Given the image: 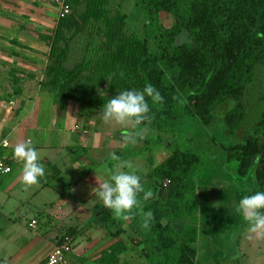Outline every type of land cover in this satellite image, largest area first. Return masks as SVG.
<instances>
[{"label": "rangeland", "instance_id": "obj_1", "mask_svg": "<svg viewBox=\"0 0 264 264\" xmlns=\"http://www.w3.org/2000/svg\"><path fill=\"white\" fill-rule=\"evenodd\" d=\"M199 1L203 20L200 26V39L196 44H192V59L194 71L200 83L208 74L210 51L214 50L218 54L222 53L223 46L227 42L230 33L241 28L245 17L254 13L255 6L252 1H249L247 5H242L241 0ZM60 2L61 0H5L2 4L0 8V60L4 62H0V101L9 103L16 98L12 95L14 84L9 79L12 66L13 68L21 67L22 59H27L28 57H34L36 63L41 67L45 65L48 48L37 39L36 33L47 34L53 31L59 16ZM106 8L111 17L116 13L123 16L125 21L124 31L127 36L143 38V25L146 15L141 10L137 0H108ZM159 19L161 24L167 29L172 28L177 23L176 17L168 11L161 12ZM12 39L18 40L22 45H26V49L29 50L17 47L9 48L7 43ZM253 52H256V49L252 47L242 50L231 69L226 88L214 108V111L219 114L220 120L224 116H232L239 108L241 101L239 91L242 83L248 77V72L242 59ZM99 57L101 59L102 54L98 51V45L88 34L77 36L70 44L69 65L71 66L85 60L94 62ZM12 59L13 65L11 66L9 63H11ZM224 64L225 62L222 61L221 65ZM88 67L83 73L79 96L76 100H73L72 105L65 101H60L58 105H51L49 98L42 96L41 109L43 108L44 111L48 112V108L51 109L54 106V109H57V113H60L59 109H62L64 105L77 107L84 103L87 106H91L89 104L91 103V95L109 100L119 93L116 91L106 92L102 88L92 86L90 79L94 69L92 65ZM36 73L41 74V70H36ZM262 83L263 77L261 76V79L257 78L252 85L248 86L246 115L240 128L234 134H227L226 127L222 121L220 126L218 125L214 129L210 128L202 132H200L202 130L200 125L192 126L186 131V134L181 131L182 137L186 135L194 137L192 144L181 140L180 135H177L175 141L169 143L159 137L154 126L148 124L149 131L145 138L138 140L135 145L118 143L116 144L117 149L111 147L114 149L113 151L94 153L95 159L93 163L95 165L106 158L103 168L109 172L108 175L114 162L110 161L107 154L115 153L122 159L133 162L145 188L151 189L154 193V196L144 203V211L150 210L153 213L154 220L159 221V225L164 228V233H159L160 235L157 236L158 244H170L178 247L185 241V230L189 225L193 224V221L188 214L182 211L184 209L178 201L180 195L188 190L187 187L189 188L192 185L194 194L198 202H200V210H197L193 217L197 219L199 215L201 224H203L201 235L198 242L194 245L198 252L197 264H258L259 262V258L255 256V253H247L248 257L242 255L243 257L238 259V262L232 261L231 256L234 259L236 258L235 255H237L235 244L234 242L231 243V241H224L226 231L235 237L239 236L237 222L241 221L242 216L235 212V206L244 196L254 194L258 187L252 170L246 178H240L236 174V162L225 161V153L221 150L220 145L228 146L241 142L242 136L249 132L251 125L264 109ZM26 89L33 97L34 82L28 81ZM260 89L261 92L259 93ZM225 106L228 108L223 109ZM47 114L48 116L51 115V113ZM144 126L141 125V127ZM199 133L201 134L198 135ZM204 134H207V136ZM121 136L118 134L115 137L121 139ZM50 138L52 139L50 142H56L57 133H54L53 138L49 135ZM195 147L200 149L198 154H189L186 151V149L193 150ZM13 149L10 150L12 159ZM4 154L5 152L3 151L1 155ZM39 154L40 157L43 154L51 156L49 151L45 153L39 152ZM54 154L56 155V153ZM67 155L71 159L74 152L71 150ZM60 156H66V154ZM40 163L42 164L43 162L40 161ZM80 163L85 167L88 166L84 161ZM46 165L44 179L50 183L49 179L56 178L61 169L53 162ZM64 165L69 166V161L65 160ZM195 167H198L197 172L193 173L192 171ZM34 187L36 185L26 189L20 183L11 197L5 198L3 194L4 197L2 199L4 200L3 205H5L4 213L14 212L19 215V220L14 218L16 223L13 229L23 235L25 240H28L27 238L29 237L33 242L34 240L32 239H34L33 236L35 235H41V237L46 238V236L56 234L60 235L58 243H61L65 240L72 241L77 236H81L93 224L100 225L104 233L107 231V226L111 231L120 228L122 231L119 238H124L129 247V250L124 255L125 264H150L148 255L144 253L141 245L142 236L139 226L142 224V220L139 216L128 221H122L115 218L110 210L108 213L106 211H96L94 214L99 218L102 217L105 220H103L104 223L102 219L96 217V219L91 218L92 220L87 224L78 220L79 224L76 225L74 218H78L79 211L70 208L72 205L68 203L62 209H57L53 200V197H56L54 192L50 191L34 196L33 193L35 191L32 189ZM55 189L53 187L54 191L57 190ZM63 196L67 197L68 195ZM0 197H2V194H0ZM19 200L25 204L20 203ZM41 201L44 202L39 206ZM28 205H30V208L25 209V206ZM24 210H26V213H24ZM218 219H229L233 220V222L223 230L224 227H220L219 223H216ZM31 220L36 221L37 224L34 229L28 227V223ZM111 222H117L118 224L111 226ZM91 237L92 235L83 238L86 244L83 247L89 248L87 242L90 241ZM228 239H231V236H228ZM12 252V249L8 251L9 254ZM30 260L31 256L27 254L25 258H22L20 264L30 262ZM68 262L69 264L72 263L70 259H67V264ZM76 264L92 263L76 262Z\"/></svg>", "mask_w": 264, "mask_h": 264}, {"label": "trees", "instance_id": "obj_2", "mask_svg": "<svg viewBox=\"0 0 264 264\" xmlns=\"http://www.w3.org/2000/svg\"><path fill=\"white\" fill-rule=\"evenodd\" d=\"M63 1L68 5L69 13L57 19L51 33H36L37 39L48 48L46 64L42 69L44 79L36 81V84L40 91L49 93L54 102L76 100L83 73L92 65V86L102 88L106 92L143 90L146 84L154 86L163 97V103L153 104L151 99L146 97L151 109L150 124L165 142L172 143L177 135H180L181 140L192 144L194 137H182L181 131L186 134L194 125H200L202 132L220 126L223 121L227 134H234L246 115L248 86L262 76L264 90V0H241L242 5L252 1L255 6L254 13L245 17L240 29L230 33L222 53L210 51L208 74L200 83L192 59V44H196L200 39L203 20L199 0H137L146 15L143 38L126 35L123 16L119 13L112 17L109 15L106 8L108 0ZM163 11L170 12L177 19V23L170 29L160 22L159 14ZM81 34H88L94 39L102 58L99 57L94 62L85 60L71 66L70 44ZM7 45L9 48H27L13 39L9 40ZM247 47L255 48L256 52L242 59L248 77L239 91V108L232 116L227 115L220 120L219 114L214 111L215 105L226 88L227 79L237 57ZM222 61L225 62L224 65H221ZM10 73L14 84V97L20 94V88L17 86L19 81L34 80V76L15 69ZM91 96L89 104L93 107L96 105L98 110H102L103 105L108 102L107 99ZM220 148L225 153L226 162H236L235 171L240 178H246L252 170L258 187L256 191H264V109L251 125L249 132L242 136L241 142L228 146L221 144ZM186 151L189 154H198L200 149L195 147ZM257 156L260 157L259 161ZM197 168L192 172L196 173ZM187 189L180 195L178 202L184 209L182 211L191 217L193 224L186 228L182 245L175 247L170 244H158L157 236L164 233V228L157 220L153 219L149 229L139 226L141 245L150 264L198 263V252L194 245L198 242L203 224L199 215L197 219L193 216L200 210V202L192 185ZM111 223V226L118 224ZM106 228L107 236L116 238L121 235L120 228L115 231H111L108 226ZM128 250L126 241L120 239L102 250L94 259V263L125 264L124 254Z\"/></svg>", "mask_w": 264, "mask_h": 264}, {"label": "crops", "instance_id": "obj_3", "mask_svg": "<svg viewBox=\"0 0 264 264\" xmlns=\"http://www.w3.org/2000/svg\"><path fill=\"white\" fill-rule=\"evenodd\" d=\"M4 2L5 0L0 1V8ZM17 42L22 45L18 40ZM25 58L27 57L25 56ZM22 61L21 67L13 68V59L9 64H11L12 69L34 76V80L25 79L19 81L17 86L20 88V94L16 98L13 97L14 100L9 103L0 101V145H3L0 148V153L5 152L4 155L8 158L11 167L10 174L3 179L0 187V194H2V197H0V264H20L22 258H25L27 254H30L31 260L24 264H35L50 252L58 243L60 237V235L56 234L46 236V238L41 237V235H35L32 242L29 237L27 238L28 240H25L23 235L13 229L16 223L14 218L19 220L20 217L14 212L4 213L5 205H3L4 200L2 199L4 197L3 194L5 198L11 197L18 185L22 183L21 169L23 164L14 158L12 159L10 150L18 142L31 139L38 152L45 153L49 151L51 156L43 154L40 161L44 163V167H47L46 164L50 162L56 163L60 167L61 172L56 178H50V183L44 179L45 176L40 178V184L32 188L35 191L33 195L37 196V194L54 192L56 197H53V200L57 209H62L68 203L72 205L70 208L79 211V216L74 218V223L77 225L79 224L78 220H80L87 224L92 220L91 218L96 219L97 216L94 212L106 211L108 213L109 211L103 207L102 201L99 200L95 193L93 194V189L97 188L99 183L107 180L110 175L103 168L106 158L95 165L93 163L95 159L94 153L113 151V148H116V144L123 143L121 139L115 136L118 134L122 135V132L125 131L120 126L105 124L102 119V111L97 110L95 106H87L84 103L77 107H72L71 103L73 101L61 100L71 105H64L62 109H59L60 113H57V109H54V106L51 109L48 108V112L44 111L43 108L41 109L42 96L49 98L51 105H58L60 101L54 102L52 96L47 92L40 91L36 84V81L44 79L42 69L45 65L41 67L36 63L34 57H28L27 59H22ZM0 62L3 63L4 61L0 60ZM36 70H41V74H37ZM9 79L11 80V73L9 74ZM28 81L34 82L33 97L26 89ZM47 113H51V115L48 116ZM54 133H57V141L50 142L52 139H49V135L53 138ZM71 150L74 155L69 159L67 154ZM64 154L66 156L59 157V155ZM65 160L69 161V166L64 165ZM81 161L87 163L88 166L81 165ZM53 187L58 192H56V189L54 191ZM63 195L68 196L65 197ZM38 199L40 200V198ZM19 202L25 204L20 200ZM43 202H39V206ZM29 208L30 205L25 206V209ZM24 213H26V210H24ZM232 222L233 220L229 219H218L216 223H219L220 227H224V230ZM237 225L239 227L238 237L230 235L227 231L224 234V241L234 242L235 251L237 250L236 258L233 259V256H231V260L238 262L241 257H248L247 253H255V256L259 258L258 264H264V239L250 238L247 232V224L243 218L237 222ZM223 230L221 229V231ZM90 235L92 237L87 242L89 248L83 247L84 245L86 246L83 238ZM228 236H231V239H228ZM120 239L124 238L107 236L103 229L100 228V225L93 224L88 227L84 234L77 236L71 241L73 246L69 255L71 264H76V262L95 264L94 259L97 255ZM10 249L13 252L9 254L8 251Z\"/></svg>", "mask_w": 264, "mask_h": 264}, {"label": "clouds", "instance_id": "obj_4", "mask_svg": "<svg viewBox=\"0 0 264 264\" xmlns=\"http://www.w3.org/2000/svg\"><path fill=\"white\" fill-rule=\"evenodd\" d=\"M146 97L153 104L163 103L159 91L151 84H146L143 90L119 92L102 107L105 124L125 129L121 140L126 145H135L149 131L147 125L151 123V109ZM13 158L23 164L21 179L26 189L37 185L40 178L44 177L45 167L40 163V154L31 139L18 142L14 146ZM109 158L114 162L109 178L99 183L93 189V194L95 193L103 207L110 210L115 218L128 221L139 216L142 220L141 227L149 229L154 217L150 210L144 211V203L154 196L153 191L145 188L131 160L122 159L115 153H109ZM256 159L259 161L260 157L257 156ZM235 212L246 222L250 238L264 239V191H256L241 198L235 206Z\"/></svg>", "mask_w": 264, "mask_h": 264}, {"label": "built area", "instance_id": "obj_5", "mask_svg": "<svg viewBox=\"0 0 264 264\" xmlns=\"http://www.w3.org/2000/svg\"><path fill=\"white\" fill-rule=\"evenodd\" d=\"M60 11L58 18H62L69 13V7L64 3L63 0L59 3ZM3 145H0V148ZM11 172V167L8 162V158L0 153V187L2 181ZM36 221L31 220L28 223V227L34 229L36 227ZM72 252V242L65 240L61 243L56 244L47 255L38 260L35 264H67V259Z\"/></svg>", "mask_w": 264, "mask_h": 264}]
</instances>
